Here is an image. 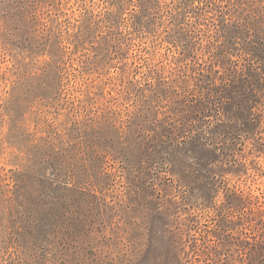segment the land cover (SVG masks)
I'll return each instance as SVG.
<instances>
[{
    "label": "rangeland",
    "instance_id": "1",
    "mask_svg": "<svg viewBox=\"0 0 264 264\" xmlns=\"http://www.w3.org/2000/svg\"><path fill=\"white\" fill-rule=\"evenodd\" d=\"M0 264H264V0H0Z\"/></svg>",
    "mask_w": 264,
    "mask_h": 264
}]
</instances>
